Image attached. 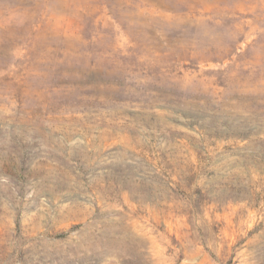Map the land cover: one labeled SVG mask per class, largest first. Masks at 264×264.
<instances>
[{
  "label": "rangeland",
  "instance_id": "374dc122",
  "mask_svg": "<svg viewBox=\"0 0 264 264\" xmlns=\"http://www.w3.org/2000/svg\"><path fill=\"white\" fill-rule=\"evenodd\" d=\"M264 264V0H0V264Z\"/></svg>",
  "mask_w": 264,
  "mask_h": 264
},
{
  "label": "water",
  "instance_id": "95a60500",
  "mask_svg": "<svg viewBox=\"0 0 264 264\" xmlns=\"http://www.w3.org/2000/svg\"><path fill=\"white\" fill-rule=\"evenodd\" d=\"M184 264H191V263L186 262V263H184Z\"/></svg>",
  "mask_w": 264,
  "mask_h": 264
}]
</instances>
